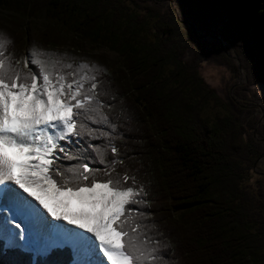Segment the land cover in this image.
<instances>
[{
    "label": "trees",
    "instance_id": "obj_1",
    "mask_svg": "<svg viewBox=\"0 0 264 264\" xmlns=\"http://www.w3.org/2000/svg\"><path fill=\"white\" fill-rule=\"evenodd\" d=\"M0 10L20 23L45 21L36 53L40 59L48 56L53 77L69 72L78 80L88 77L84 86L89 89L95 77L99 113L85 110L76 118L81 151L95 161L89 167L102 169L90 179L111 178L142 189L144 203L132 206L137 211L131 226L139 225L142 239L160 241L165 257L160 264H264V182L257 180L255 192L241 185L243 171L264 157V132L250 117L254 104L247 94L257 80L264 88V0H0ZM216 30L243 68L248 55L262 67L260 78L236 86L225 101L200 77L203 63L225 56L217 44L206 48L194 33L215 39ZM234 35L245 40L246 51ZM3 41L6 66L27 75L35 66L22 64L19 42ZM76 44L112 52L117 60H95L81 68L72 53L63 54L64 47L73 51ZM201 87L225 111L212 122L193 102ZM61 164L67 165L61 168L65 178L55 176L56 181L81 183L76 176L82 170L74 160ZM34 258L39 264L44 257L4 248L0 240V264H31ZM46 258L57 264L73 261L68 247L53 249Z\"/></svg>",
    "mask_w": 264,
    "mask_h": 264
},
{
    "label": "snow or ice",
    "instance_id": "obj_2",
    "mask_svg": "<svg viewBox=\"0 0 264 264\" xmlns=\"http://www.w3.org/2000/svg\"><path fill=\"white\" fill-rule=\"evenodd\" d=\"M4 44L0 39V234L6 246L25 249L35 238L44 257L39 264H57L47 254L66 244L74 251L86 250L88 259L80 264H160L165 259L160 241L142 239L139 225L131 226L137 211L132 206L144 203L142 189L120 186L111 178L90 179V173L102 169L89 167L95 161L81 151L76 118L85 110L99 113L95 77L90 78V89L83 83L88 77L78 80L71 72L66 74L71 80L64 74L53 77L54 65L38 59L35 52L25 63L35 67L22 75L6 66ZM100 119L107 118L100 114ZM111 150L114 165L117 150ZM65 160H74L82 170L76 176L81 183L61 185L55 180V176L65 178L61 171L67 166L61 164ZM105 168L110 171L107 164ZM129 179L123 176L125 182ZM73 199L75 208L70 207ZM17 237L24 243H18ZM31 264H37L35 258Z\"/></svg>",
    "mask_w": 264,
    "mask_h": 264
},
{
    "label": "rangeland",
    "instance_id": "obj_3",
    "mask_svg": "<svg viewBox=\"0 0 264 264\" xmlns=\"http://www.w3.org/2000/svg\"><path fill=\"white\" fill-rule=\"evenodd\" d=\"M128 6L131 10L134 9L131 4H128ZM224 22L225 21L220 23L218 28L223 27ZM45 25L46 23L42 19L27 20L20 23V21H18L11 13L0 10V39L7 40L9 37L13 39L16 38V41L19 42L20 45L19 50L24 52V56L21 61L23 65H25L26 60L30 57L32 52L36 53L38 37L44 31ZM194 33L199 36L200 42L203 43L206 48L210 49V44H217L220 51H222L225 56L224 59L221 55H217L213 59L203 63L200 67V77L203 82L207 84L212 91H214L215 95L221 101H225L226 96H234L236 86L244 87L248 85V81H251V79H253V77L255 78V76L260 78L259 75L262 67L257 60L252 55H248L247 59L249 63L247 62V67L245 66L246 68H243L235 49H233L229 43L221 40L218 30L215 31V39L205 36L203 33ZM232 38H234L236 43L241 46V48H239L240 50H245V40L241 38L240 35H234ZM26 40L27 45H21V42L24 43ZM72 50L73 51H69L68 48L64 47L63 54L70 56L72 53L71 58L75 60L78 65H94L95 60H102L104 63L110 64L117 60V56L114 53L103 52L101 49L90 47L87 44H76ZM25 51L27 53H25ZM36 57L40 59V56H38L37 53ZM43 58L42 59L44 61H47L48 56L46 55ZM167 70L168 69H165V73ZM257 82L249 85L250 91H247L249 98L254 104L251 108L252 112L250 113V117L257 119L259 129L264 132V112L262 110L263 103L260 100L261 98L264 99V88ZM193 96H197L193 99V102L198 104L201 117L206 119L208 122H212L225 114L224 109L211 99V95L207 92L206 88H199ZM235 101L238 102L237 99ZM239 104H241V102H239ZM255 137L257 136L255 135ZM258 179H262L264 182V157L255 159L251 168L243 171L241 175V185L247 190L255 192ZM0 240L5 246L7 245L5 240L2 238H0ZM63 247H68L71 250L73 258L72 264H77L72 246L66 244ZM6 248L14 249L16 247L6 246ZM37 248L38 247L31 243L28 245L27 249H16L30 253L33 257H42L41 253L37 251ZM78 258L79 257H77V259Z\"/></svg>",
    "mask_w": 264,
    "mask_h": 264
},
{
    "label": "bare ground",
    "instance_id": "obj_4",
    "mask_svg": "<svg viewBox=\"0 0 264 264\" xmlns=\"http://www.w3.org/2000/svg\"><path fill=\"white\" fill-rule=\"evenodd\" d=\"M46 199H48L47 197H46ZM48 202L51 204L52 203V201L51 200H48ZM70 207H72V208H75L76 207V202H75V200L73 199L72 201H70ZM45 215H47V213L45 212ZM49 219L51 220L52 218L51 217H49ZM54 223H59V224H62V225H66V222L65 221H54ZM14 227V226H13ZM22 227H23V225H22ZM66 227H68V228H72L73 226L72 225H66ZM15 230V229H14ZM15 231H19V230H15ZM0 238H2L3 240H5L6 241V239H5V237L3 236V234H0ZM17 242L18 243H24V241H21L20 240V238L19 237H17ZM6 243H7V241H6ZM33 245L34 246H36V247H39L40 246V242H38V241H36V239L34 238V240H33ZM28 248V246L25 248V249H27ZM73 248V247H72ZM73 254H74V256H75V258H76V260H77V264H80V262H82V261H84V260H86V259H88V256H87V252H86V250L84 249V248H79V251H74V249H73ZM101 256H102V253H101ZM77 257H79L78 259H77Z\"/></svg>",
    "mask_w": 264,
    "mask_h": 264
},
{
    "label": "water",
    "instance_id": "obj_5",
    "mask_svg": "<svg viewBox=\"0 0 264 264\" xmlns=\"http://www.w3.org/2000/svg\"><path fill=\"white\" fill-rule=\"evenodd\" d=\"M4 248H6V246L4 245Z\"/></svg>",
    "mask_w": 264,
    "mask_h": 264
}]
</instances>
